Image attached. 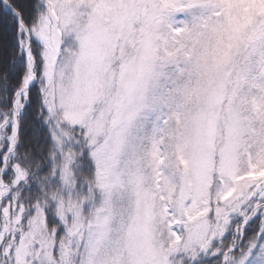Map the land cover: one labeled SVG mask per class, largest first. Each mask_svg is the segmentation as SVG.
<instances>
[{
    "label": "snow or ice",
    "instance_id": "snow-or-ice-1",
    "mask_svg": "<svg viewBox=\"0 0 264 264\" xmlns=\"http://www.w3.org/2000/svg\"><path fill=\"white\" fill-rule=\"evenodd\" d=\"M0 264H264V0H0Z\"/></svg>",
    "mask_w": 264,
    "mask_h": 264
}]
</instances>
